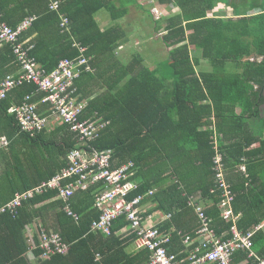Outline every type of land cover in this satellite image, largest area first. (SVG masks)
Masks as SVG:
<instances>
[{
    "label": "trees",
    "instance_id": "16d2710c",
    "mask_svg": "<svg viewBox=\"0 0 264 264\" xmlns=\"http://www.w3.org/2000/svg\"><path fill=\"white\" fill-rule=\"evenodd\" d=\"M116 1L0 0V14L15 30L33 20L19 43L48 74L65 60L88 59L75 80L74 96L81 104L87 102L80 119L106 124L91 146L112 151L114 168L135 164L133 179L139 184L130 199L146 197L166 184L150 198L159 202V210L171 214L159 227L172 234L171 252L176 253L174 244H181L186 236L197 237L201 228L200 203L193 199L197 196L212 198L206 206L212 228L219 237L226 234L223 240L231 239L232 222L224 219L219 206L222 192L217 191L215 171L219 154L233 190L234 210L240 215L237 227L242 232L255 230L264 222V136L260 132L264 127L260 119L264 0H227L224 9H218V0H161L178 11L167 17L162 36L170 59L157 70L137 58L124 63L116 57L123 29L118 23L102 29L95 17L102 10L110 11L114 20L125 16L127 9L119 10ZM229 7L234 17L228 15ZM14 50V43L0 42V83L10 75L23 74L24 65ZM203 62L213 69L199 71ZM105 75L108 81L103 80ZM101 79L108 82L102 94L104 85L96 89ZM87 84L91 88L84 91ZM46 97L35 83L26 81L0 101V264H146L147 249L127 251L136 236L117 235L128 227L125 218L115 221L110 236L92 230L100 214L95 208L98 186L81 188L71 198L78 220L57 212L60 238L70 246L65 255L41 259L42 250L36 248L39 235L51 232L33 229L39 210L58 204L66 207L58 191L22 198L19 207L9 210L20 196L66 168L69 152L79 145L66 124L57 129L66 128L68 138L62 139L45 130L36 136L21 131L10 110L26 104H36L49 125L57 122L56 107L45 102ZM253 251L264 257V227L253 237ZM245 261L257 264L246 251L234 254L233 264Z\"/></svg>",
    "mask_w": 264,
    "mask_h": 264
},
{
    "label": "built area",
    "instance_id": "2783aa9c",
    "mask_svg": "<svg viewBox=\"0 0 264 264\" xmlns=\"http://www.w3.org/2000/svg\"><path fill=\"white\" fill-rule=\"evenodd\" d=\"M32 21H27L15 30L4 23L0 16V42L14 43V52L18 54L20 62L24 65L23 74L19 77L10 75L0 83V101L6 98L8 92L24 82L35 83L47 94L45 102L56 107L58 115L56 121L68 125L69 130L79 141V145L69 152L66 168L49 181L40 184L35 190L20 196L18 201L9 205V210L19 207L22 198L30 199L54 190L58 191L66 202V213L78 220L79 216L70 206L71 198L81 188L98 186L95 208L100 214L93 222L92 230L110 236L115 221L125 218L130 233L136 236L134 243L137 248L147 249L150 252V259L146 264H233V256L239 250L248 252L249 259H255L257 264H264V257H259L253 251V237L264 227V223L251 232H242L238 229L237 221L240 215L233 207L234 194L227 182L221 154L215 160L217 191L222 192V200L219 204L222 216L232 222L231 239L223 240L217 235L212 228V218L206 212V207L198 204L201 228L198 231L197 240H194L192 236H186L184 243L191 246L195 241H199V245L193 249L188 259H183L170 251L172 234L163 232L157 226L148 225L141 210L144 197L130 199L131 193L137 189L130 180L135 171V164L130 162L114 168L112 151H99L91 146L100 138L106 124L80 119L86 105L79 103L74 96L77 92L75 80L81 75V66L88 65V59L84 57L77 61L65 60L49 74L42 70L34 59L29 58L24 44L19 43L22 32L32 24ZM67 21L68 19H65L64 24ZM87 70L89 71L90 67H87ZM10 112H15L21 131L29 132L33 136L42 133L49 126L48 119L39 115L36 104H26ZM241 170L244 172L245 168L242 167ZM68 180L74 181L67 184ZM213 193H216V190ZM39 237L40 243L36 248L42 250V259H50L53 255H65L70 250V246L62 242L58 235L42 232Z\"/></svg>",
    "mask_w": 264,
    "mask_h": 264
},
{
    "label": "crops",
    "instance_id": "0c3cea01",
    "mask_svg": "<svg viewBox=\"0 0 264 264\" xmlns=\"http://www.w3.org/2000/svg\"><path fill=\"white\" fill-rule=\"evenodd\" d=\"M116 2L119 10L122 11L124 9H127V14L125 16L119 18L118 20H114L111 12L106 10H102L98 12L95 16L99 26L102 29L109 28L113 24H117V23L123 29L124 37L120 39V43L118 47H116L115 50L116 57L120 61H123L124 63H131L135 58H137L142 62V64L145 67L153 70H157L163 62L168 61L170 59L169 49L166 47L165 43L163 42L162 36L165 33L164 27L167 24L166 21L167 17L170 14L178 11L177 6L166 5L162 3L161 0H146L145 4L143 3L142 0H117ZM228 9L231 11L228 13V15L230 17H234L232 8L229 7ZM153 11H158V12L154 13ZM210 14L214 15L213 12H211ZM157 20L159 22H157ZM142 37L144 42L139 43ZM165 58L167 59L164 60ZM252 61L255 60L252 59ZM201 67H208V66L202 63ZM106 78H109V75H105L103 80L108 81V79ZM103 80L101 79V82H97L96 89H99L104 84L108 83V82H104ZM84 87H85L84 91L85 89L86 91H89L91 88V86H89L88 84ZM102 88L103 89L99 91L101 94L104 93L106 90H108V87H106V85H104V87ZM82 104L87 105V102H83ZM262 106L264 107V104ZM261 108H260V112H261ZM260 119L261 120L264 119V115L262 114V112L260 115ZM259 123L261 124L260 121ZM60 125L61 124H59L58 122H53L45 129V131H47L48 134H55L56 139L68 138V132L66 131V128L65 129L63 128L64 129L63 131L57 132V129L62 128ZM260 132L264 136V127L261 126ZM70 133L72 132L70 131ZM258 147L259 145L255 146L256 149ZM135 175L136 172L134 171V174L132 175V178L130 180L138 188L139 181L135 178L133 179ZM157 187L158 188L150 191L152 192L151 195H153V192L155 193L159 188L163 189L164 187H166V184L162 183ZM83 190H87V189H83ZM151 195L148 194L146 197H144L145 201L143 199L141 204L142 213L147 219L146 221L148 225L162 227L163 223L167 219H169L171 214L163 210H159L158 208L159 202L153 201L150 198L152 197ZM193 199L199 201V203L205 207L212 203L211 197L201 198V196H197L194 197ZM47 206L48 205L46 206L44 205L43 208H46ZM70 206L71 209L73 210L71 204ZM61 211H63L67 216H69L66 213L65 208H63L60 204H58L56 208L49 207L48 209H44L42 211L39 210V214L37 215L36 213L37 218L35 219L33 229L36 230V232L38 233L39 229L47 228L51 233L59 235L58 227L60 221L58 219L59 217L57 216L58 215L57 212H61ZM95 233H99V232H95ZM129 233H130L129 228L125 227L124 229L119 230L117 235L125 237ZM224 236L221 238L223 239ZM184 240L185 239H183V242H181V244H174L175 245L174 250L176 251V253L174 251L172 253L179 255L183 259H188L193 249L199 245V241H195L191 246H187L184 243ZM194 240H197V237H194ZM127 251L130 254H134L138 251H141V249H138L137 245L133 242L128 245ZM30 256L32 257V260L35 259V254L33 252L30 253ZM238 264H247V262L245 261Z\"/></svg>",
    "mask_w": 264,
    "mask_h": 264
},
{
    "label": "rangeland",
    "instance_id": "374dc122",
    "mask_svg": "<svg viewBox=\"0 0 264 264\" xmlns=\"http://www.w3.org/2000/svg\"><path fill=\"white\" fill-rule=\"evenodd\" d=\"M143 1V3L145 4L146 3V0H142ZM225 1H227V0H218L217 1V3L219 2V3H221V4H219V6H220V8H218V9H224L223 7H221L222 6V4L224 5L226 2ZM216 3V4H217ZM225 7H226V5H225ZM154 13H157L158 11H153ZM136 37H139V36H136ZM144 42V40H143V37H142V39L139 41V43H143ZM147 42V41H146ZM192 51H193V49H191ZM194 52V51H193ZM192 52V55H194V53ZM168 58V57H167ZM167 58H165L164 60H166ZM203 64H205L206 66H208V67H201V68H198V70L200 71L201 69H204V70H212L213 69V67H212V65H210L209 63H206V62H203ZM261 112H262V114L264 115V107L262 106V108H261ZM264 120V119H263Z\"/></svg>",
    "mask_w": 264,
    "mask_h": 264
},
{
    "label": "bare ground",
    "instance_id": "6f19581e",
    "mask_svg": "<svg viewBox=\"0 0 264 264\" xmlns=\"http://www.w3.org/2000/svg\"><path fill=\"white\" fill-rule=\"evenodd\" d=\"M0 16H2L1 14H0ZM2 21H3V16H2ZM4 22V21H3ZM5 23V22H4ZM7 24V23H6ZM8 25V24H7Z\"/></svg>",
    "mask_w": 264,
    "mask_h": 264
},
{
    "label": "clouds",
    "instance_id": "9594fccd",
    "mask_svg": "<svg viewBox=\"0 0 264 264\" xmlns=\"http://www.w3.org/2000/svg\"><path fill=\"white\" fill-rule=\"evenodd\" d=\"M37 247V246H36ZM33 249H35V248H33ZM38 249V248H37ZM42 254V253H41ZM40 258L42 259V255L40 256Z\"/></svg>",
    "mask_w": 264,
    "mask_h": 264
}]
</instances>
